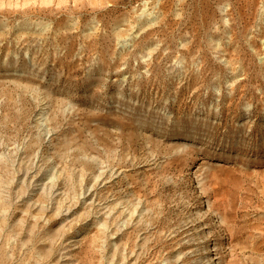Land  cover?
<instances>
[{"label":"rangeland","instance_id":"obj_1","mask_svg":"<svg viewBox=\"0 0 264 264\" xmlns=\"http://www.w3.org/2000/svg\"><path fill=\"white\" fill-rule=\"evenodd\" d=\"M0 264H264V0H0Z\"/></svg>","mask_w":264,"mask_h":264},{"label":"bare ground","instance_id":"obj_2","mask_svg":"<svg viewBox=\"0 0 264 264\" xmlns=\"http://www.w3.org/2000/svg\"><path fill=\"white\" fill-rule=\"evenodd\" d=\"M211 260V259H210Z\"/></svg>","mask_w":264,"mask_h":264}]
</instances>
